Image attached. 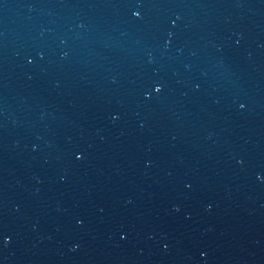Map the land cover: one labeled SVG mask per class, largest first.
Returning <instances> with one entry per match:
<instances>
[{
    "label": "water",
    "instance_id": "1",
    "mask_svg": "<svg viewBox=\"0 0 264 264\" xmlns=\"http://www.w3.org/2000/svg\"><path fill=\"white\" fill-rule=\"evenodd\" d=\"M0 264H264V0H0Z\"/></svg>",
    "mask_w": 264,
    "mask_h": 264
}]
</instances>
